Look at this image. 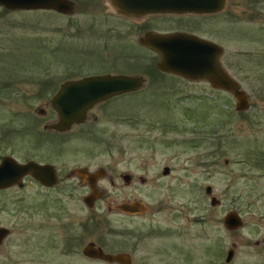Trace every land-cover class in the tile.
I'll return each instance as SVG.
<instances>
[{
	"label": "rangeland",
	"instance_id": "rangeland-1",
	"mask_svg": "<svg viewBox=\"0 0 264 264\" xmlns=\"http://www.w3.org/2000/svg\"><path fill=\"white\" fill-rule=\"evenodd\" d=\"M219 13L168 15L163 17L165 25H155L168 29L183 18L195 34L216 40L223 47L221 64L248 96L249 107L243 111L234 107L236 98L228 91L212 88L204 79L159 74L153 51L137 44L144 25L130 18L92 15L80 7L59 14L0 6L2 152L22 162L32 158L30 142L44 140L29 138V122L39 127L38 121L46 120L36 110H46L48 99L67 78L141 73L147 82L140 90L110 97L105 110L110 109L111 125L95 108L101 121L90 139L52 136L49 150L54 152L59 143L57 151L64 155H95L91 160L62 155L68 165L110 162L113 199L136 196L150 206L162 200L166 208L134 222L168 220V243L177 248V264H264V0H226ZM165 165L170 172L163 175ZM123 173L133 177L132 187L124 186ZM139 177H145L143 183ZM23 181L24 187L0 191V223L5 226L36 227L44 215L43 188L33 180ZM208 184L219 201L216 205L209 203L212 194L204 192ZM230 209L243 224L227 230L221 219ZM110 219L119 227L131 222L117 210ZM14 238L3 244L0 264H16ZM232 243L233 257L227 262L225 253ZM40 261L36 258L33 264Z\"/></svg>",
	"mask_w": 264,
	"mask_h": 264
},
{
	"label": "flooded vegetation",
	"instance_id": "flooded-vegetation-1",
	"mask_svg": "<svg viewBox=\"0 0 264 264\" xmlns=\"http://www.w3.org/2000/svg\"><path fill=\"white\" fill-rule=\"evenodd\" d=\"M70 1H73V12L76 11L78 7H80L81 11H86L88 9L92 15H94V13L104 14L105 12L109 14V16L111 15L113 17L119 16V18L123 19L130 18L135 24L138 23L139 26L144 25L146 30L143 31L142 34L148 31H152L153 33H169L179 31L189 34L194 33L193 30H190L193 27H188V25L182 20L183 18H179V20L173 22V26L169 25L168 29H163V26H156L155 22L159 21L163 22L164 24L163 17L168 15L199 16L205 14L206 16H209L210 14H220L219 12L225 8L224 6L222 9H220V11L215 13H157L147 14L146 16H124L117 12L118 10L114 7L112 2L113 0ZM52 10L53 9L49 11ZM53 11L57 12V10ZM148 18H151V20H149L147 23L146 21ZM107 27L110 29V25H107ZM91 30L95 29L92 28ZM194 35L197 34L194 33ZM202 37L208 41H213L216 43V40L212 38L206 36ZM138 42L139 41H137V44H140ZM216 44L219 45L218 43ZM140 45L142 46V44ZM221 48L223 51L222 46ZM222 51L218 61L220 66L224 67L226 70L227 68L220 62V59L222 58ZM153 65L154 69L159 74L165 73L155 68V62ZM166 74L167 73H165V75ZM133 75L141 77L143 84L140 88H142L147 82L144 75L141 73ZM167 75L175 76V74L172 73ZM175 77L180 78L178 76ZM207 81L208 80H206V82ZM207 84L211 87L209 82H207ZM60 85L61 84H59V86ZM214 88L219 89L217 87ZM50 99H48L49 103L46 105V110L40 107H38L36 110L41 117H47L46 120H39V127L36 126V121L29 122V138L35 140V137H37L38 139H43L44 141L37 144H35V141L32 143L30 142L29 147L33 154L32 158H27V160H32L37 164L41 163L43 165H50L54 171L55 181L50 179L52 182H50V184L44 185L41 182L34 180L29 174L21 178V181H23L24 178L33 180L37 188H43L45 194L42 202L43 205H41V207H43L41 211L44 212V215H42L41 218L37 220L38 226L31 228H29V226L25 227L24 225L8 227L0 223V227H4L5 230L4 234H0V250L3 249V244H5L6 240L14 234L16 238H14L12 244L15 246V258L13 259V263L16 264L22 262L23 264H33L36 258L39 261L41 260L40 262L42 264H177L179 261L174 254V251L177 248H174L172 244L170 245V243H168V240L170 239V236H168L170 235L168 232L169 226L167 225L168 220L166 223H161L162 219L154 222V219L151 218L150 220L146 221V223H139L136 225L134 222V219L136 218H141L142 221H145L147 218L146 216L150 215L153 217L155 214L166 208V204L163 205L162 200H159L154 205L150 206L147 205L146 202L144 203L140 197L136 196L130 197L126 195L124 199L120 201L116 200L115 198L113 199L110 197V191L114 186V176L113 173L110 174V162L106 163L104 166L101 165L96 167L92 166V163L90 162H82L80 164L71 162L70 165H68V163L64 162L67 160V158H73V156H76L77 158L79 155L84 154L64 155L60 150L57 151L60 149L59 143L56 145L54 152L49 150L51 149L50 141L52 136L57 138L61 137L63 141H67L68 135L84 138L85 141L90 139L91 133L93 131L92 128L97 126L101 121L100 120L97 122V118L99 117L97 114H95V112H93V109L95 108L97 109V113L99 115H104L106 118V124L111 125L110 109L107 111L105 110L110 97L105 100L102 99L95 105L89 107L85 111L84 120L78 123L70 124V127L64 131H57L48 126L49 124L55 123L58 119V116L54 111L55 109L50 105ZM3 142L5 144V140L2 136H0V161L6 156H10V158L14 159L11 156V152H2L1 147ZM62 155L64 157L67 156V158H63ZM84 157L88 158V160H91L95 157V155L94 153H86ZM27 160L25 162H27ZM165 167L167 169L165 173H163ZM168 172H170V168L168 165H165L161 169V174L165 175ZM124 174L127 173L120 174L123 179L122 181L124 182V186L132 187L131 183L133 177L130 176V174H127L125 178ZM144 178L145 177H139L138 181L143 183L145 180ZM24 185L25 184L23 181L22 184L8 185V187L4 188L0 187V191H4L9 187H24ZM134 186L138 187L136 185ZM120 205H123L126 208L121 209L119 207ZM114 210H117L121 216L130 218L132 223L130 222L131 224L128 223L123 227H119V225L114 224L115 222H111L110 214ZM169 220L170 223H173L172 217ZM33 222L34 221L32 217L31 223L33 224ZM26 229L28 230L27 233L24 231Z\"/></svg>",
	"mask_w": 264,
	"mask_h": 264
},
{
	"label": "water",
	"instance_id": "water-1",
	"mask_svg": "<svg viewBox=\"0 0 264 264\" xmlns=\"http://www.w3.org/2000/svg\"><path fill=\"white\" fill-rule=\"evenodd\" d=\"M73 2V1H72ZM70 0H0V6L4 9L14 10H57L59 13L71 14L73 3ZM114 7L121 15L146 16L147 14H187L193 12L210 13L218 12L226 6V0H113ZM138 43L150 48L155 53L157 62L155 68L167 74L186 78L187 80H208L211 87H217L228 91L235 100L237 110H246L249 107L248 96L243 91L238 81L230 76L224 67L220 66L218 59L222 51L221 46L213 41H208L194 33L169 32L153 33L145 32L138 37ZM143 80L133 74H88L75 79L67 78L56 89L50 99V105L55 109L58 119L49 124L54 130H67L70 124L78 123L85 119V111L100 100L121 93H129L131 90L140 89ZM164 168L163 173L166 171ZM30 175L34 180L42 184H50L54 179V171L50 165H43L32 160L22 163L10 156L3 157L0 161V187L22 184L21 178ZM125 178L127 174H124ZM211 185L204 187L206 194L211 193ZM218 200L209 196V203L218 204ZM125 209L123 205L119 206ZM238 212L230 209L221 219L225 229H237L242 226V219ZM5 233L4 227H0V234ZM233 244V243H232ZM225 253V261L232 259L233 248Z\"/></svg>",
	"mask_w": 264,
	"mask_h": 264
}]
</instances>
